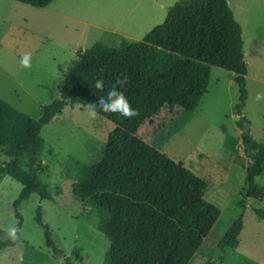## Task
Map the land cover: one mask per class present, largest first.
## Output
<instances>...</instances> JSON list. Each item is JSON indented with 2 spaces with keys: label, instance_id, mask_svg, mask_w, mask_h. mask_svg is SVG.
Masks as SVG:
<instances>
[{
  "label": "rangeland",
  "instance_id": "1",
  "mask_svg": "<svg viewBox=\"0 0 264 264\" xmlns=\"http://www.w3.org/2000/svg\"><path fill=\"white\" fill-rule=\"evenodd\" d=\"M182 0H56L46 9H36L11 0H0V109L9 104L39 118L43 107L60 98L65 76L78 59L97 42L118 47L123 40L139 42L162 25L169 9ZM165 5V8L160 6ZM229 6L244 33L248 66V98L242 115L237 113L240 92L236 76L213 68L208 91L195 113L164 111L146 122L139 137L163 154L204 179L205 199L219 209L218 220L190 264H264V223L253 209L264 210V197L240 203L250 159L243 142L240 118L250 123L246 130L254 141L264 143V0H229ZM31 55V67L20 58ZM1 122V114H0ZM115 125L81 106L67 107L43 129L46 149L41 156V180L63 196L54 202L32 195L20 209L23 227L16 246L0 253V264H103L108 240L97 230L99 212L92 203L72 193L76 182L67 174L72 159L97 164ZM16 156L0 154V170ZM264 187V176L257 181ZM22 185L0 179V242L15 240L18 229L14 202ZM43 210V222L63 256L55 257L45 243L44 231L35 223ZM243 217L244 230L236 250L222 251L223 240L233 222Z\"/></svg>",
  "mask_w": 264,
  "mask_h": 264
},
{
  "label": "trees",
  "instance_id": "2",
  "mask_svg": "<svg viewBox=\"0 0 264 264\" xmlns=\"http://www.w3.org/2000/svg\"><path fill=\"white\" fill-rule=\"evenodd\" d=\"M36 9H46L56 0H11ZM213 68L236 76L240 92L237 113L242 115L248 98V66L245 62L243 29L229 0H182L169 9L165 22L142 41L123 40L118 47L97 42L78 59L65 76L60 98L32 118L1 103L0 154L16 156L0 170L23 187L14 202L18 229L13 242H0V253L19 241L23 218L19 209L32 195L54 202L63 196L40 176L41 156L46 149L43 129L67 107L81 106L115 125L101 160L85 165L72 159L67 174L76 182L73 195L90 202L99 212L97 230L110 246L103 264H190L216 224L219 209L205 199L207 182L182 164L142 140L138 132L164 111L195 113L206 95ZM97 80L104 82L97 89ZM116 85L138 115L131 119L105 112L98 100ZM244 130L250 163L241 207L246 200L264 197L257 181L264 176V143L254 141ZM264 223V210L253 209ZM35 223L42 228L46 246L55 257L63 256L43 222V210ZM244 230L241 216L223 240L222 251L236 250ZM66 264H73L69 258ZM246 264H258L246 261Z\"/></svg>",
  "mask_w": 264,
  "mask_h": 264
},
{
  "label": "clouds",
  "instance_id": "3",
  "mask_svg": "<svg viewBox=\"0 0 264 264\" xmlns=\"http://www.w3.org/2000/svg\"><path fill=\"white\" fill-rule=\"evenodd\" d=\"M20 65L24 68L31 67V55L25 54L20 58ZM95 87L97 89L104 88V82L102 80H97L95 83ZM256 99L259 101L264 99V92H258L256 95ZM99 108L105 112L109 113H118L120 116L124 118L131 119L138 115L136 109H134L128 99L124 96V94L118 90L117 86L114 84L112 87H109L104 96H101L98 100ZM96 114L95 106H93L92 115ZM16 229L13 228L11 230V235H15Z\"/></svg>",
  "mask_w": 264,
  "mask_h": 264
},
{
  "label": "water",
  "instance_id": "4",
  "mask_svg": "<svg viewBox=\"0 0 264 264\" xmlns=\"http://www.w3.org/2000/svg\"><path fill=\"white\" fill-rule=\"evenodd\" d=\"M240 121H241V123L243 124V126L245 127V129H247V130H249L250 129V123L249 122H247V120L244 118V117H241L240 118Z\"/></svg>",
  "mask_w": 264,
  "mask_h": 264
},
{
  "label": "crops",
  "instance_id": "5",
  "mask_svg": "<svg viewBox=\"0 0 264 264\" xmlns=\"http://www.w3.org/2000/svg\"><path fill=\"white\" fill-rule=\"evenodd\" d=\"M160 6H161L162 8H165V5H164L163 3H160ZM243 39H244V33H243ZM244 46H245V43H244Z\"/></svg>",
  "mask_w": 264,
  "mask_h": 264
}]
</instances>
